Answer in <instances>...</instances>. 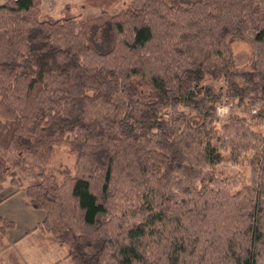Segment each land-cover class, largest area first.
I'll use <instances>...</instances> for the list:
<instances>
[{"label":"trees","instance_id":"obj_1","mask_svg":"<svg viewBox=\"0 0 264 264\" xmlns=\"http://www.w3.org/2000/svg\"><path fill=\"white\" fill-rule=\"evenodd\" d=\"M121 1L83 0L99 10L86 18L0 3V187L23 185L33 158L24 193L45 217L32 230L74 264H264V133L244 116L264 122V0L111 13ZM233 38L246 68L231 67ZM224 99L241 115L220 119ZM62 143L75 170L59 181L46 167ZM248 152V183L215 174ZM12 226L0 217V251Z\"/></svg>","mask_w":264,"mask_h":264},{"label":"rangeland","instance_id":"obj_2","mask_svg":"<svg viewBox=\"0 0 264 264\" xmlns=\"http://www.w3.org/2000/svg\"><path fill=\"white\" fill-rule=\"evenodd\" d=\"M5 0H0V3ZM129 0H122L120 3L116 4L110 9L111 13H115L121 8L125 7ZM69 4L71 7V12L80 13L82 17L86 18L89 16L99 14V10L90 8L83 3V0H42V11L53 17H59L62 15V8ZM95 40L97 42H102L104 40L103 31H99L95 35ZM231 46L233 51V59L231 62L232 68H246L249 64L250 59V48L247 42L240 38H233L231 40ZM101 50L105 48L99 47ZM228 108L227 112L223 116H219L220 119H225L229 114L241 115L239 109L232 104V100H225L220 103ZM219 104V105H220ZM256 130L264 133V122L258 123L256 121H251L250 115L244 114ZM219 127V123L216 124ZM224 154L226 152L224 151ZM250 152L243 155L238 162L223 161L214 167V172L217 176L222 178H228L234 184V189L241 187L242 185L249 182L250 178V167L248 165V157ZM74 159L75 154L72 152L67 143H62L55 145L52 157L46 167L47 172L54 173L57 179L60 181L62 177L67 173L74 172ZM17 176H19L23 185L27 184L34 177V167L33 158H26L24 165L21 169L15 170Z\"/></svg>","mask_w":264,"mask_h":264},{"label":"crops","instance_id":"obj_3","mask_svg":"<svg viewBox=\"0 0 264 264\" xmlns=\"http://www.w3.org/2000/svg\"><path fill=\"white\" fill-rule=\"evenodd\" d=\"M0 217L13 222L3 238L7 247L0 251V264H74L65 246L45 232L32 230L45 213L27 203L24 185H13L9 179L2 183Z\"/></svg>","mask_w":264,"mask_h":264},{"label":"built area","instance_id":"obj_4","mask_svg":"<svg viewBox=\"0 0 264 264\" xmlns=\"http://www.w3.org/2000/svg\"><path fill=\"white\" fill-rule=\"evenodd\" d=\"M228 108L226 106H223V105H218L216 107V115L219 117V116H223L226 114Z\"/></svg>","mask_w":264,"mask_h":264}]
</instances>
